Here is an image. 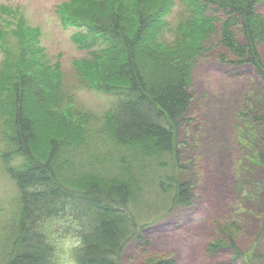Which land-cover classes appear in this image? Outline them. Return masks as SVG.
Masks as SVG:
<instances>
[{"label":"trees","instance_id":"obj_1","mask_svg":"<svg viewBox=\"0 0 264 264\" xmlns=\"http://www.w3.org/2000/svg\"><path fill=\"white\" fill-rule=\"evenodd\" d=\"M182 1L188 14L173 26L168 16L175 0L58 4L61 25L71 29V42L84 52L72 60L80 83L114 99L93 124V115L75 109L62 90L59 63L49 62L39 29L24 16L2 22L0 42L8 45V58L16 54L17 60L4 64L0 74V106L6 113L0 159L16 186L17 206L16 235L5 241L0 264H52L53 249L42 226L53 219L80 225L85 244L78 264H120L124 246L134 238L142 241L143 228L151 223L144 222L153 206L147 195L164 193L168 209L191 202L190 182L180 176L187 143L180 136L187 131L196 143L189 93L195 58L218 22V42L231 54L221 58L250 65L264 85L258 51L264 17L257 11L264 0ZM251 119L264 122L257 115ZM232 232L208 243V251L226 246L233 260H242ZM260 259L253 253L246 264H261Z\"/></svg>","mask_w":264,"mask_h":264},{"label":"rangeland","instance_id":"obj_2","mask_svg":"<svg viewBox=\"0 0 264 264\" xmlns=\"http://www.w3.org/2000/svg\"><path fill=\"white\" fill-rule=\"evenodd\" d=\"M63 1L67 0H0V25L24 16L33 29H39V45L49 62L59 63L62 90L72 97L75 109L93 115V124L114 99L80 83L72 60L84 52L71 42V29L61 25L56 10ZM15 5L23 6L20 14L14 12ZM257 11L264 17V2ZM187 14V5L175 0L168 18L173 26ZM219 24L207 48L196 56L191 74L190 112L197 125L196 143L191 133L190 139L186 137L187 131L180 136L181 141L187 140L181 149L185 168L180 176L190 182L193 199L168 209L164 193L147 195L153 206L144 222L151 223L143 228L142 241L134 238L124 246L120 264H146L161 258H172L173 264H246L253 253L264 264V122L251 119L252 115L264 118V85L250 65L221 58L231 54L218 42ZM165 36L172 39L173 35ZM238 39L243 42L240 34ZM4 48L9 47L0 42V74L4 64L17 60L16 54L8 58ZM258 51L264 61V43ZM5 114L0 106V151ZM16 206V186L0 159V251L16 235ZM229 224L236 228H228ZM231 230L244 254L242 260H233L226 246L213 253L207 249L208 243L224 239Z\"/></svg>","mask_w":264,"mask_h":264},{"label":"clouds","instance_id":"obj_3","mask_svg":"<svg viewBox=\"0 0 264 264\" xmlns=\"http://www.w3.org/2000/svg\"><path fill=\"white\" fill-rule=\"evenodd\" d=\"M13 10L20 14L23 6L15 5ZM42 228L49 236L53 249L52 264H78L77 253L85 244L83 237L78 234L80 225L75 221L53 219L45 221Z\"/></svg>","mask_w":264,"mask_h":264}]
</instances>
